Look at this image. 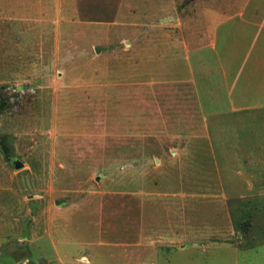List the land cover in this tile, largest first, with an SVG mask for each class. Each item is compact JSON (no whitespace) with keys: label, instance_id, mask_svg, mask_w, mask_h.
Instances as JSON below:
<instances>
[{"label":"rangeland","instance_id":"374dc122","mask_svg":"<svg viewBox=\"0 0 264 264\" xmlns=\"http://www.w3.org/2000/svg\"><path fill=\"white\" fill-rule=\"evenodd\" d=\"M78 5L0 0V257L140 261L148 202L179 216L182 240L195 224L207 252L192 264H264V112L240 132L191 129L190 98L177 95L175 115L172 88L173 48L188 34L140 3L109 19Z\"/></svg>","mask_w":264,"mask_h":264},{"label":"crops","instance_id":"0c3cea01","mask_svg":"<svg viewBox=\"0 0 264 264\" xmlns=\"http://www.w3.org/2000/svg\"><path fill=\"white\" fill-rule=\"evenodd\" d=\"M186 1L77 0L80 11L92 18H116L126 3H140L143 12H146L142 16L151 17L153 13L150 11H155L157 17L172 19V28L188 34L186 41L173 48L175 115L177 95L184 103L187 93L190 98L187 113L191 129L216 130L223 128L224 123L239 129L246 115L264 112V0H191V7L183 8L182 3ZM176 50H179L178 53ZM184 114L183 109L180 113L183 120ZM245 138L239 133L235 135L238 141H246ZM154 209V205L148 202L141 203V241L148 246L142 249L140 261L126 254L123 260H113L108 264H162L160 253L173 255L177 264H192L198 254H206V248L194 244L197 236L195 224H187L193 227L184 229L187 235L182 240L179 216L173 215L170 219L169 213L165 212V215L159 208L153 212ZM48 242L51 246L52 241ZM180 243H184L183 247L169 248ZM155 248L156 255L152 253ZM106 252L114 258L111 251ZM36 254L41 255L40 252ZM59 256L60 261H54L45 252L43 259L52 264H64ZM31 260L27 258L18 264H29ZM77 261L79 264H98L96 257L90 254L80 255ZM0 264L15 263L3 255Z\"/></svg>","mask_w":264,"mask_h":264},{"label":"water","instance_id":"95a60500","mask_svg":"<svg viewBox=\"0 0 264 264\" xmlns=\"http://www.w3.org/2000/svg\"><path fill=\"white\" fill-rule=\"evenodd\" d=\"M5 154V158L8 164L12 165L14 170H20L22 169V163H20L18 160L12 159L11 157H9V155Z\"/></svg>","mask_w":264,"mask_h":264},{"label":"trees","instance_id":"16d2710c","mask_svg":"<svg viewBox=\"0 0 264 264\" xmlns=\"http://www.w3.org/2000/svg\"><path fill=\"white\" fill-rule=\"evenodd\" d=\"M2 109V106L0 105V110ZM0 113H1V111H0Z\"/></svg>","mask_w":264,"mask_h":264}]
</instances>
